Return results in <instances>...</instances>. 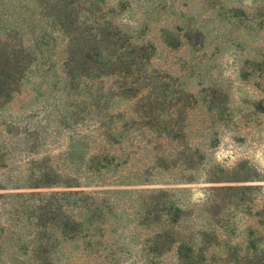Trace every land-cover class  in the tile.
<instances>
[{"label":"rangeland","instance_id":"1","mask_svg":"<svg viewBox=\"0 0 264 264\" xmlns=\"http://www.w3.org/2000/svg\"><path fill=\"white\" fill-rule=\"evenodd\" d=\"M100 1L105 12L116 9L124 29L138 42L155 46L151 64L171 88L193 95L187 143L177 144L186 155L176 163L172 161L178 156H170L166 170L150 148L131 153L128 142L119 149L120 167L89 173L96 139L90 122L72 118L70 105L79 98L68 89L61 66L63 41L39 46V34H27L24 44L35 52L36 61L21 92L0 107V146L13 154L9 168L0 169V184L8 186L0 189V224L7 229L3 263L38 264L30 251L10 242L18 234L25 240L31 229L15 226L7 198L18 191L12 188L15 184L32 175L33 161L64 176H78L87 190L108 197L102 245L58 236L53 252L57 264H151L152 257L143 250L149 232L139 225L142 197L161 189L185 210L180 221L184 236L208 233L207 264H229V248L244 251L250 230L264 250V227L254 217L264 203V0ZM20 18L19 8L0 2V24ZM128 105L120 107L131 113ZM9 128L18 136H8ZM25 130H32L30 139L22 134ZM223 186L234 190H217ZM156 262L177 264L176 249Z\"/></svg>","mask_w":264,"mask_h":264},{"label":"trees","instance_id":"2","mask_svg":"<svg viewBox=\"0 0 264 264\" xmlns=\"http://www.w3.org/2000/svg\"><path fill=\"white\" fill-rule=\"evenodd\" d=\"M4 1L8 9L19 8L21 18L3 19L0 24V107L21 92L23 80L36 61L35 52L24 44L25 36L39 34L35 37L37 44L47 47L57 45L60 38L61 66L67 87L79 98L70 105L74 109L72 118L90 122L96 139L87 166L89 173L100 175L113 165L120 167L122 149H119L128 142L133 147L131 153L150 148L153 159L166 170L170 156H178L172 161L175 163L185 157L186 152L178 151L177 144L187 143L193 95L171 88L153 68L155 46L138 42L126 31L116 9L105 12L100 0ZM125 102L130 103L131 113L120 107ZM6 133L12 138L18 136L12 128ZM22 134L30 139L32 130ZM12 156V150L0 146V169L9 168ZM32 169L34 172L27 181L15 184L12 188L18 191L7 197L15 226L31 230L25 240L18 234L20 230H15L13 234L18 237L10 242L24 253L30 251L38 264H57L53 252L60 244L58 236L101 246L108 197L102 196L101 191L87 190L78 176H64L53 166L33 161ZM54 187L66 189L44 190ZM0 189L6 190L8 186L0 184ZM218 189L234 190V187ZM3 197L0 194V199ZM142 200L139 225L149 232L143 250L152 257L151 264H158L161 256L174 249L177 264H207L204 236L208 233H201L199 238L182 234L180 221L185 210L167 189L151 191ZM254 217L264 227V203ZM6 233L7 229L0 224V264H4ZM253 234L250 230L251 238L244 251L239 246L229 248V264H264V250L252 239Z\"/></svg>","mask_w":264,"mask_h":264}]
</instances>
